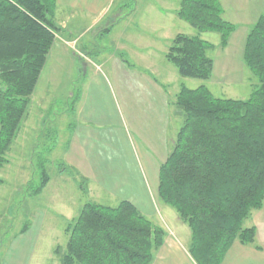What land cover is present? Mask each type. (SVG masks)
Masks as SVG:
<instances>
[{"label": "trees", "instance_id": "16d2710c", "mask_svg": "<svg viewBox=\"0 0 264 264\" xmlns=\"http://www.w3.org/2000/svg\"><path fill=\"white\" fill-rule=\"evenodd\" d=\"M55 1L0 0V168L57 37ZM175 14L198 34L177 33L165 59L181 77L210 78L214 45L199 33H218L225 47L236 27L222 17L219 0H180ZM242 58L255 78L247 98L183 84L174 96L183 120L160 164L157 193L188 226L196 264H220L235 240L254 242L255 228L243 223L264 200V9L245 36ZM47 182L43 174L33 192ZM66 233L60 264H152L165 237L127 200L86 202Z\"/></svg>", "mask_w": 264, "mask_h": 264}, {"label": "rangeland", "instance_id": "374dc122", "mask_svg": "<svg viewBox=\"0 0 264 264\" xmlns=\"http://www.w3.org/2000/svg\"><path fill=\"white\" fill-rule=\"evenodd\" d=\"M179 1L110 0L109 11L103 18V22L109 21L98 26L81 22L79 29H72L71 34L70 27L64 26L68 21L61 22L62 26L54 22V7L52 20L59 28L57 37L30 96L20 130L6 154L7 162L0 168V264H60L67 239L66 227L81 207L86 202L107 206L120 202L107 194L100 197L88 194L85 179L66 163L65 152L71 127L77 120L76 100L85 84H90L87 82L90 74L86 77L79 69L83 62L92 65L93 61L108 60L111 63L112 54L130 64L137 63L139 59L132 51L144 52L147 48V44L136 42L138 36L147 33L141 20L156 19L157 6L177 9ZM234 1L225 0L222 14L224 19L231 20L236 26L227 45L220 46V36L216 32L200 35L214 45L207 51L215 62L210 78L181 77L175 66L160 56V52L154 56L159 67L166 64L174 71L173 74H165V79L161 74L155 76L164 83L170 102L181 84L192 89L205 85L216 97L245 99L250 94L255 78L242 58L250 26H246L244 20L231 18L236 12ZM251 1L243 3L251 6ZM177 20L179 23L173 27V33L179 29L184 34H198L188 23ZM106 28L110 31L105 32ZM146 29L150 30L149 27ZM95 31L96 38L93 37ZM89 43L96 45L95 52H92ZM87 51L93 54L90 60ZM107 62L105 70L109 67ZM175 109L178 107L170 103L169 148V139H174L183 120L182 111L176 114ZM43 174L48 176V182L39 193H35L33 191L40 185ZM163 204L159 198L154 202L157 210ZM146 218L155 222L153 216Z\"/></svg>", "mask_w": 264, "mask_h": 264}, {"label": "crops", "instance_id": "0c3cea01", "mask_svg": "<svg viewBox=\"0 0 264 264\" xmlns=\"http://www.w3.org/2000/svg\"><path fill=\"white\" fill-rule=\"evenodd\" d=\"M245 1H234L236 12L231 18L244 20L245 25L251 27L264 9V0L258 3L252 0L251 6L245 5ZM109 2L56 0L53 19L60 26L61 22L68 21L64 26L70 27V34L72 29H79L81 22L104 25L109 21L103 22ZM220 3L224 12L226 2L220 0ZM157 8L156 19L141 20L145 31L153 34L146 33L136 39L137 43L147 44L144 52L132 51L139 59L137 63L130 64L112 54L111 63L106 61L108 70L104 69L105 61L81 64L79 70L86 77L90 74L87 81L90 84H85L77 97V120L71 127L65 158L66 163L85 179L88 194H96V197L107 194L112 199L127 200L143 216L155 218L153 224L165 231V237L152 264H196L188 252V226L173 208L163 204L157 210L154 205L158 198L159 167L169 152V104L175 105L174 100L169 101L164 83L155 77L159 74L164 77L174 71L166 64L159 67L154 56L160 52L164 59L170 40L177 33H183L179 29L173 33V27L179 23L175 7L171 10L166 6ZM186 34L194 35V32ZM93 37L96 38V31ZM89 46L93 52L96 45L89 43ZM92 52H86L89 60ZM174 112L181 113L179 108ZM170 140L172 143L173 139ZM245 221V227L255 228L254 242L233 241L220 264H264V200Z\"/></svg>", "mask_w": 264, "mask_h": 264}]
</instances>
